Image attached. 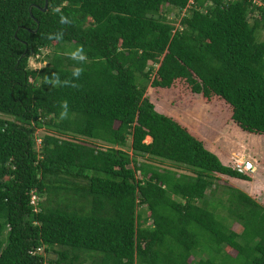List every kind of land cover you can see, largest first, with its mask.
I'll use <instances>...</instances> for the list:
<instances>
[{
    "label": "trees",
    "instance_id": "1",
    "mask_svg": "<svg viewBox=\"0 0 264 264\" xmlns=\"http://www.w3.org/2000/svg\"><path fill=\"white\" fill-rule=\"evenodd\" d=\"M256 1L0 0V264H264V206L220 184L252 176L147 95L264 139Z\"/></svg>",
    "mask_w": 264,
    "mask_h": 264
},
{
    "label": "rangeland",
    "instance_id": "2",
    "mask_svg": "<svg viewBox=\"0 0 264 264\" xmlns=\"http://www.w3.org/2000/svg\"><path fill=\"white\" fill-rule=\"evenodd\" d=\"M177 13L178 12L174 11L170 15V19H174ZM176 24L178 26V23ZM47 53L48 51H43L42 56L31 58L30 67L42 68L46 66L47 62L41 59H43V56ZM179 84L183 87L182 89L185 93H187L184 98H179V94L173 91L168 92L166 97L159 99L160 97L157 98V95L154 94L151 88L148 90L147 95L151 98L156 110L160 113H167L177 118L191 131L203 137L208 148L218 151L217 153H220L218 155H220L222 160L227 161L224 163L228 166L233 167L234 163L240 160H246L248 158L246 156L252 155L254 157L255 169L254 172L250 174L253 179L251 182L244 183L239 179L222 176L220 177V184L223 186L231 185L238 188L264 206V139L253 137L249 134H243L230 119L231 114L229 109L226 110L224 108L222 113L218 111L215 114V111L211 112V108L213 105L219 106L217 100H214L212 103H206L202 96L188 94L185 87L186 84ZM211 104L213 105L211 106ZM45 133V129L36 130L37 148H40L41 138ZM146 142L150 143L151 139L149 138ZM138 159L142 161V158ZM221 190V188L218 189L217 196L221 194ZM207 196L210 198L209 191ZM33 200L37 202L36 197L33 198ZM232 227L234 230L239 229L237 224H233ZM56 250H58V248H56ZM40 254L46 257V259H55L57 257V255L53 253V250L46 252L44 248L41 250ZM232 254H235V252H232ZM203 256L207 257L206 255Z\"/></svg>",
    "mask_w": 264,
    "mask_h": 264
},
{
    "label": "built area",
    "instance_id": "3",
    "mask_svg": "<svg viewBox=\"0 0 264 264\" xmlns=\"http://www.w3.org/2000/svg\"><path fill=\"white\" fill-rule=\"evenodd\" d=\"M255 3L258 4V5L261 4L259 1H256V0H255ZM233 165H234L233 167H235L236 170L239 173H242V174L250 175V174H252L254 172V169H255V163H254L253 158H247L246 160H242V161L240 160V161L234 163ZM33 198H35V196ZM32 203L35 204L36 203L35 200H32ZM41 250L42 249L39 248L37 250V252L40 253Z\"/></svg>",
    "mask_w": 264,
    "mask_h": 264
},
{
    "label": "clouds",
    "instance_id": "4",
    "mask_svg": "<svg viewBox=\"0 0 264 264\" xmlns=\"http://www.w3.org/2000/svg\"><path fill=\"white\" fill-rule=\"evenodd\" d=\"M61 23H67V20L65 18H62ZM72 58L74 60L84 61L86 59V57H85V55H83V49H78L77 51L73 52ZM81 71H82L81 69L77 68L74 71L73 75L78 78L81 75ZM62 108H63V111H61V113H60V118L64 119L68 115V112H67L68 104L66 102L63 103Z\"/></svg>",
    "mask_w": 264,
    "mask_h": 264
},
{
    "label": "crops",
    "instance_id": "5",
    "mask_svg": "<svg viewBox=\"0 0 264 264\" xmlns=\"http://www.w3.org/2000/svg\"><path fill=\"white\" fill-rule=\"evenodd\" d=\"M157 98H158V96H156ZM159 99H162V98H159ZM182 122V121H181ZM244 134V133H243ZM200 136V135H199ZM255 136V135H254ZM203 138V137H202ZM260 138V137H259ZM211 152H213L214 154H216L219 158H220V160L223 162V164L224 165H226V166H228L227 164H225L224 162H227L226 160L224 161V160H222L221 159V157H220V155H218V154H220V153H217L218 151H214L213 149H211V148H208ZM246 157H248V158H254L252 155H249V156H246Z\"/></svg>",
    "mask_w": 264,
    "mask_h": 264
},
{
    "label": "water",
    "instance_id": "6",
    "mask_svg": "<svg viewBox=\"0 0 264 264\" xmlns=\"http://www.w3.org/2000/svg\"><path fill=\"white\" fill-rule=\"evenodd\" d=\"M47 6H48V0H46V5H45V8H44V10H46V9H47Z\"/></svg>",
    "mask_w": 264,
    "mask_h": 264
}]
</instances>
